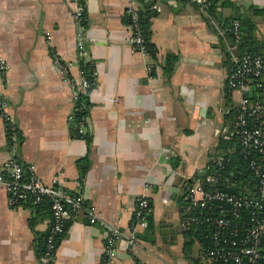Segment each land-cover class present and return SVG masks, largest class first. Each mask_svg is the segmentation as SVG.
Wrapping results in <instances>:
<instances>
[{
    "label": "crops",
    "instance_id": "0c3cea01",
    "mask_svg": "<svg viewBox=\"0 0 264 264\" xmlns=\"http://www.w3.org/2000/svg\"><path fill=\"white\" fill-rule=\"evenodd\" d=\"M204 1L86 0L89 40L81 55L74 0H0V59L8 64L4 74L0 66V91L18 133L11 147L0 117V172L14 154L33 164L43 182L84 195L107 226L123 231L109 264H195V257L210 264L195 235L184 250L179 198L186 177L216 155L219 130L241 95L226 92L237 44L226 35L225 20H251L264 53V0H218L213 11L201 7ZM143 2L152 3L154 56L136 49L124 19ZM53 53L89 60L97 70L86 137L70 131L75 102ZM71 75L80 76L77 64ZM259 96L264 102V89ZM85 156L80 174L77 160ZM143 192L153 204L155 231L138 229L130 242L129 224ZM68 221L53 258H38L51 212H34L26 201L13 207L0 182V264H103L106 226L82 213ZM163 223L174 228L167 239Z\"/></svg>",
    "mask_w": 264,
    "mask_h": 264
},
{
    "label": "built area",
    "instance_id": "2783aa9c",
    "mask_svg": "<svg viewBox=\"0 0 264 264\" xmlns=\"http://www.w3.org/2000/svg\"><path fill=\"white\" fill-rule=\"evenodd\" d=\"M73 18L76 24L77 46L81 55L85 54L88 18L86 0H74ZM207 4L205 0L201 7ZM131 36L130 40L137 50L147 52L136 25L137 12L130 8ZM234 43L240 40L241 29L238 20L230 27ZM53 63L62 76L68 81L74 102L80 90L86 91L96 84L97 70L94 67L89 80L80 69L79 62L63 59L57 53L52 55ZM234 65L226 76V85L241 91V95L233 119L224 125L218 136L233 139L238 144L229 146L222 153L213 156L200 166L195 174L186 177L183 190L185 203L179 223L183 229L191 225L201 226V232L208 240L205 258L210 264H262L261 245L264 238V106L259 98L252 100L248 92L252 84L264 89V56L260 53L245 52L233 57ZM78 65L80 76L74 78L71 69ZM3 74L8 68L5 60L0 59ZM8 103L0 91V117L5 121L10 146L13 147L18 133L15 122L11 118ZM75 104L69 114L72 120ZM87 115L78 121V131L84 136L88 132ZM257 120V124H252ZM237 150V151H236ZM246 159V168L254 180V189L242 186L241 191L235 189L241 185L238 173L232 165V154L235 152ZM240 171V170H239ZM169 172V171H168ZM169 175V173L167 174ZM0 182L5 185L9 202L13 207L22 202L41 203L45 198L51 200V222L45 238L43 257L52 259L58 237L63 233L66 223L75 215L82 213L90 223L106 226L104 233L103 264H109L108 258L116 250V241L123 231L106 225L100 211L88 204L84 195L73 193L63 184H47L41 180L33 164L23 163L14 154L6 159L0 172ZM250 184V182H249ZM145 190L149 185L145 184ZM153 212V204L143 192L137 196L133 215L128 229V240L135 242L138 229L148 226L149 215Z\"/></svg>",
    "mask_w": 264,
    "mask_h": 264
},
{
    "label": "trees",
    "instance_id": "16d2710c",
    "mask_svg": "<svg viewBox=\"0 0 264 264\" xmlns=\"http://www.w3.org/2000/svg\"><path fill=\"white\" fill-rule=\"evenodd\" d=\"M218 0H207V4L204 7L205 9H207V11H213L214 7L216 5ZM152 3L149 2H143V6H141L140 8H138L136 10L137 12V17H136V25L138 28V31L142 37V43L145 45L147 52L149 54H151L152 56H154L156 54V47L155 45L151 42L150 40V35H151V22H150V17H151V7ZM124 19L125 21H127L128 23H132V18H131V14L126 11L125 15H124ZM235 17L230 18V19H226L225 20V33L227 36H229L232 40H234V37L232 35V33L230 32V27L232 26V23L235 21ZM240 23V29H241V36H240V40L237 43V52L238 55H241L242 53L245 52H252V53H260L264 56L263 51L257 46V40L255 39L254 35H253V23L251 20L249 19H242V18H238L237 19ZM79 65H80V69L83 71V73L86 75V77L91 80L92 76H91V72L92 69L94 68V64L89 61V60H84L81 59L79 61ZM234 65V61L230 62V68ZM229 68V69H230ZM95 84L91 85L89 88L86 89V91H82L80 90L78 93V97L76 98L75 101V109L73 112V118L72 121L70 123V131L73 135L75 136H82L79 131H78V121L80 119H82L84 116L89 114V108H90V101H89V93L91 90V87L94 86ZM233 89L229 88L226 85V92L227 95L230 94V92ZM263 89H259L257 87H255L252 84V88L251 90L248 92L249 98L252 100H255L256 98H259V94L261 93ZM260 99V98H259ZM262 100V99H260ZM262 102V101H261ZM263 106H264V102H262ZM235 114V107L232 108L229 112L230 117H234ZM264 116V115H263ZM258 121L257 120H253L252 124H257ZM84 137H86V135H84ZM236 145L238 147V144L236 142H234L233 139H229L227 137H220L217 143V147H216V151L214 152L216 155L222 153L224 150H226L229 146H233ZM237 151V150H236ZM235 152H233V161H232V165L234 166L235 171L238 173V180L239 183L241 184L239 186V188H236L235 191H241V187L244 186V184H248L247 187H251L252 190H255L253 185H254V180H252V176L250 173H248V170L246 168V159L243 158L242 156H240L239 154H237ZM213 157H210V159ZM79 167H80V174H84L85 169H86V156L85 157H81L77 160ZM240 170V171H239ZM196 172H194L193 174H195ZM250 182V184H249ZM184 190V189H183ZM150 199V198H149ZM151 201V199H150ZM34 212H39L42 209H48V211L51 212V200L49 198H45L41 203L38 204H33L31 202H28ZM185 203V200L183 199V195L180 196L179 198V212L181 213V215L184 213L182 210V207ZM69 221H67L66 226L68 225ZM146 230H151V231H155V226H154V222L152 219V213L149 215V222H148V226L146 227ZM66 229V227H65ZM64 229V231H65ZM201 226L198 225H191L190 228H186L184 229V233H185V241H184V250L186 251L187 249H191V235H195L198 239V241L200 242V250L201 253L204 255L207 245H208V240L204 237L203 233L201 232ZM61 233L58 237V242L61 238V236L64 234ZM45 234L40 236V243L36 245V255L38 258H41L44 255V251H45ZM188 252V251H187ZM186 253V252H185ZM193 261L195 264H204L201 261V257L198 258H193ZM261 263L264 264V238H263V242L261 245ZM43 264V263H41ZM47 264H51L50 261H48Z\"/></svg>",
    "mask_w": 264,
    "mask_h": 264
},
{
    "label": "water",
    "instance_id": "95a60500",
    "mask_svg": "<svg viewBox=\"0 0 264 264\" xmlns=\"http://www.w3.org/2000/svg\"><path fill=\"white\" fill-rule=\"evenodd\" d=\"M230 45H233V44L230 43ZM232 51L235 55H237V48L236 47H233ZM161 231L163 233L164 239H167L166 237H167L168 233L173 232L174 228L172 227V225H170V223L169 224L163 223Z\"/></svg>",
    "mask_w": 264,
    "mask_h": 264
},
{
    "label": "rangeland",
    "instance_id": "374dc122",
    "mask_svg": "<svg viewBox=\"0 0 264 264\" xmlns=\"http://www.w3.org/2000/svg\"><path fill=\"white\" fill-rule=\"evenodd\" d=\"M234 94H235V96H237V95H238V93H237V92H235ZM197 255H198V254H197ZM195 258H198V257H195Z\"/></svg>",
    "mask_w": 264,
    "mask_h": 264
}]
</instances>
